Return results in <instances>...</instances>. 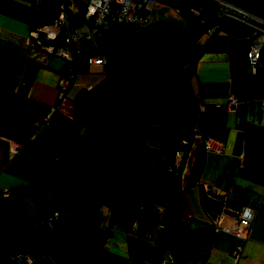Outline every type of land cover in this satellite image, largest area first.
<instances>
[{
  "label": "crops",
  "instance_id": "obj_1",
  "mask_svg": "<svg viewBox=\"0 0 264 264\" xmlns=\"http://www.w3.org/2000/svg\"><path fill=\"white\" fill-rule=\"evenodd\" d=\"M40 1L0 0V245H36L20 255L23 264H153L158 250L168 264H264V56L252 69L246 52L258 33L226 21L185 64L184 94L195 112L190 130L150 141L157 144L153 155L139 151L143 144L107 163L92 186L94 204L80 202L76 217L62 209L52 221L26 224L53 197L36 202L10 190L50 170L68 132L85 134L84 122L74 125L73 98L104 80L97 67L75 58L74 82L59 93L65 60L28 37L43 25ZM229 96L237 100L233 110L225 106ZM183 139L187 150L173 175V147ZM206 139L221 142L222 152L206 151ZM12 145L19 150L10 154ZM173 190L182 204L179 224L169 203ZM210 207L218 210L215 220ZM245 208L253 211L244 238ZM191 231L199 232L188 239Z\"/></svg>",
  "mask_w": 264,
  "mask_h": 264
},
{
  "label": "water",
  "instance_id": "obj_2",
  "mask_svg": "<svg viewBox=\"0 0 264 264\" xmlns=\"http://www.w3.org/2000/svg\"><path fill=\"white\" fill-rule=\"evenodd\" d=\"M213 1L264 25V0ZM171 7L185 24L199 27L196 33L184 36L175 25L157 22L135 30H114L103 40L105 56L120 66L82 97L94 122L82 143L89 160L81 164L76 158V166L87 170L85 179L93 180V185L108 160L128 158L149 132H156L158 138L173 137L190 122V103L178 74L188 60L187 50L217 28L219 17L214 11L193 15L180 0H172ZM208 17L213 21L204 25ZM217 212L210 207L207 216L215 220Z\"/></svg>",
  "mask_w": 264,
  "mask_h": 264
},
{
  "label": "built area",
  "instance_id": "obj_3",
  "mask_svg": "<svg viewBox=\"0 0 264 264\" xmlns=\"http://www.w3.org/2000/svg\"><path fill=\"white\" fill-rule=\"evenodd\" d=\"M65 4L61 8V11L58 13L57 18L48 24H43L40 27L36 28L32 32L29 33V37L36 40L34 43L38 49L46 51L49 56H55L58 58L65 59L69 64L73 62V54L75 52L74 44L78 41H94L95 35L100 31L115 28L118 25H124L126 27L135 26V29L144 28L149 24L150 11L154 6V3L158 2V0H73V2H69V0H65ZM79 7L84 9L83 15H85L86 22L82 23L77 29L72 28L65 37L64 44L55 45L51 44L59 36L61 35V29L64 26L66 20V14H70V16H75L79 11ZM220 11L217 12L219 18H233V20L238 19V16L242 17L240 20L242 23L247 21V18L250 19L247 14L241 12L239 10L227 7L225 5H221ZM229 10V11H228ZM233 13V14H231ZM251 22L254 23L256 28H251L255 33H258V39H254L249 48H247L246 52V60L247 64L252 67V69L257 66L258 61L264 56V29L258 28L260 22H257L255 19L251 18ZM239 21V20H238ZM237 21V22H238ZM239 21V22H240ZM253 25V24H252ZM133 27L128 30H135ZM125 30V29H123ZM213 32V30H212ZM208 33L209 35L212 33ZM41 35L42 41L39 40V36ZM43 43V44H42ZM94 46V45H93ZM105 52L101 49L99 51L98 57H88L86 58V63H90L91 66H97L100 64L108 65L109 59L104 54ZM72 70H74V66H71ZM108 71L106 72V74ZM63 79H60L58 85H60V91L63 93L66 89V85ZM60 92V93H61ZM61 93V94H62ZM237 100L229 96L227 98V102L225 106L229 110H233L236 108ZM264 104V103H263ZM187 142L185 139L180 141L178 147H176V151L174 153L173 169L175 170V174L179 170L181 166V161H183L185 149ZM222 143L212 139H206L203 141V148L206 151L220 153L223 150ZM181 147V148H179ZM19 147L17 145H12L9 147L10 154L12 152H17ZM253 210L250 208H245L244 211L239 215L240 221L242 223V233L244 234V238L248 235L252 219ZM241 246L237 245L235 249V255L238 256L240 253ZM27 259L23 256H18L15 259V264H23L26 263ZM170 262L169 256L166 251L158 250L156 252L155 257L153 258V264H168Z\"/></svg>",
  "mask_w": 264,
  "mask_h": 264
},
{
  "label": "rangeland",
  "instance_id": "obj_4",
  "mask_svg": "<svg viewBox=\"0 0 264 264\" xmlns=\"http://www.w3.org/2000/svg\"><path fill=\"white\" fill-rule=\"evenodd\" d=\"M71 1L73 2V0H69V2H71ZM171 2H172V0H158V2L154 3V6L152 7V10L150 11L149 24H154V23H157V22H167V23L169 22V23L175 25L179 29L180 33L182 35H184V36L196 33V31L198 30L197 28H199V27L195 28V27H192V26H189V25L185 24L184 20L181 19L175 12H173L171 10L172 9ZM180 4L184 7V10H187V11L191 12L193 15L200 14L201 12H204V11H216V13H217L218 11H220V8H222L221 5L217 4V2H215L213 0H180ZM79 10H80V8H79ZM231 14H233V13H231ZM66 16L67 17H66L64 26L62 28L65 29V30H68V31H66V33L64 35V41H65V37H66L67 33L69 31H71L72 28L77 29V27H79L82 23L86 22L85 15H84V20L79 25L76 22V19L73 18V16H70L69 13L66 14ZM219 19H220V21H222V23L224 21H226L228 23L235 24L236 26H240L241 28H250V29L251 28H256L254 23L251 22V20L249 18H247V21H245V23H242L240 21L242 19V17H240V16H238V19H237V21L239 20L240 22L239 21L237 22L236 20H233V18L231 19V17L230 18H226V19L225 18H223V19L219 18ZM212 21H213V18L208 17L203 22V24L205 25V24L209 23V25H210V23ZM132 27L135 29V26L126 27L124 25H118V26H115V28H111V29H106L104 31H100V33L98 32L95 35V37H94L95 40L92 41L94 44H92L88 40L76 42L73 45L74 49H75V52L73 54V57H74L73 62L71 64H69L64 59L65 60V65H64V68H63V74L59 78V79H63L65 81L64 83L66 85V89H65L66 93L70 89L71 83L74 82V78L76 76L75 75L76 74L75 68H74V70H72V68H71L72 65L75 67V65H74L75 64L74 63L75 62V58L76 59L85 58L83 60L86 63V58H88V57L90 58L92 56L98 57L99 51L101 52V49H103V48H101V42H100L102 35H104V37H106L110 32H112L114 30H121V29L128 30V29H130ZM258 28L264 29V25L260 24V25H258ZM32 31L33 30H31V32ZM29 33H28V37H29ZM61 34H62V30H61ZM38 36H39V40L42 41L43 40L42 39L43 36H41V35H38ZM206 36L207 35L204 34L203 36L199 37V39L193 44V46L187 50L188 59H191V57H192V55L194 53L193 51L194 50L196 51L198 49V46L200 45V43H202L205 39H207ZM29 39L31 40L33 38L29 37ZM64 41L62 42V44H64ZM35 42H36V40H35ZM35 47L37 48V46H35ZM118 66H120L119 62H115V63L114 62H112V63L108 62L107 66L104 65V64H102L100 66V64H99L97 66H93V68L97 67V68H95V70H97L98 73L101 75V77L103 76L104 77L103 79H105L113 71L117 70ZM86 67L87 68L91 67V64L87 62L86 63ZM107 71H108V73L106 74ZM188 73H189V68L187 66H185V64H184V67H182L180 69V71H179L177 80H179L181 82L182 79H184V77H186L188 75ZM99 83H97V85ZM93 88H91V89H93ZM59 89H60V87H59ZM91 89H88V90L87 89H82L81 90L83 95H81V97H80V99L78 101V105H77V108H78L77 109V119H78V121L81 120L82 122H84L83 124L85 125V128H86L85 134L82 135L81 137H79L80 141L78 142V145L76 147L77 149L75 150L74 149L75 147H74L72 150L70 149V151H68L66 153L63 152V154L61 153L60 155H58L56 160H55L54 165H52L51 168H52V171H53V174H54V179H53L54 182L59 183V182H57V180L59 179L58 178V173H59V175H61L63 178H66V179L73 178L74 176H77V178L79 177L78 179L86 181V182H88L90 184V185H88L86 187V190L90 194L92 192V196H94L93 191H92V186H94L93 185V180L91 181L89 179V181H88V180L85 179L86 178L85 177V172L87 170L84 167H82V165H81L83 162H87V160H89V155L86 153V149H84V147L82 146V143L85 140L84 138L88 136V133L92 129V127H93L92 124H93L94 121H93V116L90 114V112H88V114H86L85 117L84 116L83 117L78 116V115H81V113H82L80 111L81 108H84L83 103H82V100H83L82 97L85 96L86 94H88V91H90ZM78 121L75 122L74 125H76V123H78ZM71 131H74V130H71ZM72 133H74V132H72ZM155 134H156V132H152V131L149 132L148 134H146L145 138L139 143V145H138L139 147L137 146V148H141L142 145L144 144L145 147L141 148L139 150L140 152H142V153L145 152L146 153L147 152L146 149H148V148H149V150L151 152L154 151L155 145H157V144L151 143L149 145L148 143L150 141L152 142L153 140L159 139L158 136H156ZM160 139L163 140V142H167L168 140H171L172 137L160 138ZM176 147H178L177 144H175L174 147H173L175 149V151H176ZM185 147L186 146H184L183 148L185 149V152H186L187 149ZM179 148H181V147H179ZM135 152H136V150H135ZM13 153H15V152H12L11 154H13ZM76 158H78L79 163H81L80 166H79L80 168L76 166L77 165L76 164ZM114 160L115 159H110V160L107 161V163L114 162ZM107 163H105V165H104L105 167L102 169V171L105 168H107V166H108V165H106ZM63 165H64V167L66 169L63 167ZM61 167L64 168L65 171H63ZM76 170H77V172H76ZM174 174H175V170L173 169V175ZM79 203L77 202V205ZM62 209H61V211H62ZM58 213H59V211H58ZM88 215H89V213L87 214V216Z\"/></svg>",
  "mask_w": 264,
  "mask_h": 264
},
{
  "label": "trees",
  "instance_id": "obj_5",
  "mask_svg": "<svg viewBox=\"0 0 264 264\" xmlns=\"http://www.w3.org/2000/svg\"><path fill=\"white\" fill-rule=\"evenodd\" d=\"M40 3V17L42 23L48 24L57 18L58 13L60 12V7H63L66 2L65 0H41ZM83 13L84 9L81 7L78 13L73 16V18L76 19L78 25L84 20ZM61 30L62 34L59 36V39L57 38L54 42H51V44H55L56 46L62 44V42L64 41V35L68 30H65L63 28ZM103 37L104 35L101 36L100 40L101 48H103L104 46L103 39L105 37ZM197 56L195 55V59H197ZM109 62L112 63L113 61L109 60ZM180 84L182 86L184 94L185 90L183 84H185V80L182 79ZM81 95H83L81 91H79V93L75 95V99L73 98L74 103L79 101ZM185 96L187 97L190 103L189 107L191 108V115L189 119L190 122L186 129H184V131L173 135V137L175 138H180L183 136V134H186V132L190 130L194 122L193 119H195V112L194 108L191 106V101L186 94ZM77 109L78 108L76 106L74 110L76 114ZM80 111L82 113L78 116L85 117V115L88 114V111L85 108H81ZM76 121H78V119ZM72 132L75 133V131H70L63 138H60L61 141L56 152V157L61 153L63 154V152L66 153L70 151V149L72 150L74 147L75 150L77 149L76 147L78 145V142L80 141L79 137L81 136L77 133L74 134ZM58 178L59 179L57 180V182L59 183L54 182V174L52 168L50 167V170L48 169V171L44 175L39 176L37 180H35L32 184L23 187L21 186L13 188L10 190L11 193L14 195H21L22 197L25 196L30 199L36 200V202H38L39 200H43L47 197V195L53 197L51 201L46 202L39 209L40 211L38 212V214H35L34 216L30 217L28 221H26V224H38L39 222L45 220L52 221L53 213L61 210L62 208L65 209V211H73V216L76 217V214H78V210L75 208L77 202H83L84 204H86V206H92L94 204V196H92V194L88 193V191L86 190V187L90 185L88 182L83 181L81 179H76L75 177L66 179L59 175V173ZM180 202L181 199L178 196L177 191L173 190L170 196L169 203L170 205H172V212L174 211L173 218L175 219L177 224H179L181 221V219L178 218V215L180 214V211L182 209V204ZM198 232L199 231H191L188 234L186 233V237L189 239V237L196 235ZM35 247L36 245H31L26 248H11L7 245H0V261H2L0 262V264H15L16 256H20L22 253H26V251L32 250Z\"/></svg>",
  "mask_w": 264,
  "mask_h": 264
},
{
  "label": "flooded vegetation",
  "instance_id": "obj_6",
  "mask_svg": "<svg viewBox=\"0 0 264 264\" xmlns=\"http://www.w3.org/2000/svg\"><path fill=\"white\" fill-rule=\"evenodd\" d=\"M215 13H216V11H214ZM210 22V21H209ZM221 21H220V19L218 20V22H217V28H218V26L220 25L219 23H220ZM209 24V23H208ZM137 150V149H136ZM140 150V149H139Z\"/></svg>",
  "mask_w": 264,
  "mask_h": 264
}]
</instances>
